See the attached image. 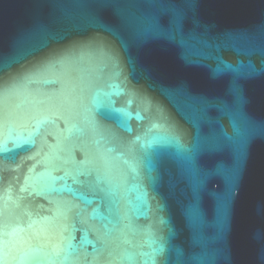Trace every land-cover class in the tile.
Instances as JSON below:
<instances>
[{
	"label": "water",
	"instance_id": "95a60500",
	"mask_svg": "<svg viewBox=\"0 0 264 264\" xmlns=\"http://www.w3.org/2000/svg\"><path fill=\"white\" fill-rule=\"evenodd\" d=\"M150 257L264 264V0H0V264Z\"/></svg>",
	"mask_w": 264,
	"mask_h": 264
},
{
	"label": "snow or ice",
	"instance_id": "6c2138e0",
	"mask_svg": "<svg viewBox=\"0 0 264 264\" xmlns=\"http://www.w3.org/2000/svg\"><path fill=\"white\" fill-rule=\"evenodd\" d=\"M158 252H163V246L161 245V247L159 249H157ZM150 259L152 260L153 264H155V257H150Z\"/></svg>",
	"mask_w": 264,
	"mask_h": 264
}]
</instances>
